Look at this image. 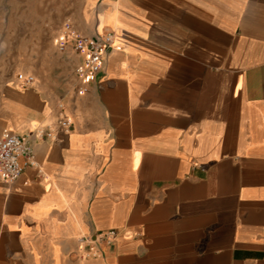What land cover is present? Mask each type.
I'll list each match as a JSON object with an SVG mask.
<instances>
[{
    "label": "crops",
    "instance_id": "1",
    "mask_svg": "<svg viewBox=\"0 0 264 264\" xmlns=\"http://www.w3.org/2000/svg\"><path fill=\"white\" fill-rule=\"evenodd\" d=\"M71 21L114 33L84 92L71 61L64 84L0 74V133L36 162L0 179V264H264V0H93Z\"/></svg>",
    "mask_w": 264,
    "mask_h": 264
},
{
    "label": "rangeland",
    "instance_id": "2",
    "mask_svg": "<svg viewBox=\"0 0 264 264\" xmlns=\"http://www.w3.org/2000/svg\"><path fill=\"white\" fill-rule=\"evenodd\" d=\"M89 1L0 0V74L49 73L63 84L69 82L71 62L53 47V33Z\"/></svg>",
    "mask_w": 264,
    "mask_h": 264
},
{
    "label": "built area",
    "instance_id": "3",
    "mask_svg": "<svg viewBox=\"0 0 264 264\" xmlns=\"http://www.w3.org/2000/svg\"><path fill=\"white\" fill-rule=\"evenodd\" d=\"M114 33L105 31L91 37L78 32L69 18L62 21L56 38V49L72 62V71L76 77L78 93L86 90L87 84L96 81L105 59L113 48ZM70 54V55H69ZM68 55V56H67ZM77 59V61H74ZM16 78L22 86H31L34 77L18 73ZM61 107V103L59 104ZM58 125L64 132L70 127L66 116H61ZM38 136H50V130L40 129ZM25 162L21 164L20 159ZM36 166L33 147L27 136L3 129L0 133V179L5 183L14 181L22 172L23 165ZM116 230L98 234L96 241L113 242Z\"/></svg>",
    "mask_w": 264,
    "mask_h": 264
}]
</instances>
